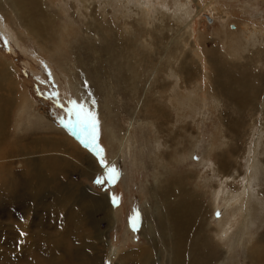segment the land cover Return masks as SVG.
<instances>
[{
  "label": "rangeland",
  "instance_id": "374dc122",
  "mask_svg": "<svg viewBox=\"0 0 264 264\" xmlns=\"http://www.w3.org/2000/svg\"><path fill=\"white\" fill-rule=\"evenodd\" d=\"M64 1L65 4L62 0H51L49 2L50 14H53L58 20L56 18V21L51 23L46 29L47 33L45 35L49 40L46 41L47 49H40L43 53L39 51L34 38L27 34L26 29H24L19 20L15 16H12L13 19L12 17L10 18V16H7L0 10V60L2 59L14 74V78L9 76L4 82H0L2 92L5 95L2 101L7 121L5 136L0 140V264H56L55 259L60 256L61 264H75L76 259L82 256V248L86 247L83 245L82 240L87 241L88 248L92 247V242L95 241L92 234L95 235V231L94 229L90 231L84 225L77 238L74 237L76 235L75 229L73 230L69 219L65 222V210L61 209V207L67 203L68 206L70 202H82L79 191L82 184L90 185L98 193H107L112 203L113 196L116 198L112 211L115 219L112 223H110V217H108L111 211L86 202L81 203L85 207L86 223H96L94 217H99L98 219L101 221L99 220L97 225L100 224V229L105 230V236L107 237V241L110 242V247L116 250L118 254L116 260L111 262V264H135L136 252L142 246L150 248L155 256V264H157L156 257L159 256L162 257L161 264H169V261L164 258L166 257V253L164 255V251L162 253L156 251L154 245L145 238L139 224L141 217L145 213L144 207L150 202L149 195L146 192L147 186L154 184L153 171L149 169V166L153 163L155 153L158 156L161 155L164 159L162 164L169 165L176 173L192 172L193 177L190 179L191 187L193 186L200 195L203 194L204 190L206 191V194H204L206 198H203L204 204L213 206L210 223L214 230L210 232L211 240L217 251L221 247L223 250L229 251L226 260L220 261L219 264H264V255L260 259H256V261L251 260L252 262L248 256L251 252L248 249L249 246L254 245L253 247L256 248L259 243L257 241L258 237L264 233V212L260 211L259 206H257L259 213H256L253 219L255 222L251 225V231L256 234V239L253 238L255 240L250 243L247 233H245L246 236L236 233V229L238 228L236 224L239 225L242 215H234V209L229 207L233 200L227 202L226 196L223 194L227 190L239 193V191L245 188L248 166L245 164V157H243L244 150L241 151L240 157L235 160L236 166L234 168L236 169L233 170V173L229 177L212 172L211 165H208L206 160L211 158L214 152L228 151L227 145H221L223 135L221 136L219 131L223 126L222 120H225L228 115L235 118L237 114H233V111L225 105L220 109H216L207 102L205 107L201 102L195 103L194 110L191 107L186 108L185 106H180L179 108L171 107L170 102L167 100L168 97L166 98L164 94L159 103L154 102L167 112V115L162 118L166 122L163 124V128L160 125L161 120L154 119V126H156L157 131L154 133L155 130L153 129L151 132L146 120H143L144 124L138 121V119H141L140 110L138 111V115L136 114L137 117L139 116L138 119L136 117L137 120L132 125L130 123L132 119L130 113L134 109L140 108L135 101L136 99L131 100L128 98L129 96L127 97L123 93L124 88L129 85V80L119 78L114 73L109 53L104 49V44L107 43L110 37L96 33L97 36L91 38L88 32H83L84 30H88V22L92 20V10L95 9L97 17H103L101 15L102 1L94 0L89 10L85 8L87 4L85 0L82 2L80 0ZM214 2L222 6V9L227 10L228 13L230 12L229 14L235 13V16L232 17L231 15L229 17L230 24L239 26L243 22L250 20L255 22L258 28L264 25V0H214ZM42 3L45 4L44 2ZM64 6L68 9L66 12H64ZM77 8L80 10L78 11ZM107 9L111 10L112 7L108 6ZM210 17L207 16L206 18L203 15L205 22H203L204 25H200V28L201 34L205 39H202L208 42V47H218L221 45V39H223L225 32H223L224 30L219 19L213 15ZM134 19L135 16L130 20ZM15 20L17 21L15 22ZM103 20L122 28L120 26L122 18L116 20L113 18L112 12L105 15ZM152 29L154 30L155 27ZM62 35L63 38L65 37L64 40L61 37ZM229 38L227 39L228 41ZM223 48H225V45ZM223 48L222 46L220 47L221 50ZM260 55H264V52L260 51ZM66 60L71 61L69 66L71 67L74 80L80 87V96L76 88L71 87V72L64 67V61ZM139 65V62L134 63L129 71V78L131 80L136 79L138 82V75L144 77L138 71ZM168 75L169 73L167 72L163 73V77L167 76L172 80ZM57 92L60 94L59 99L64 104V108H61L55 99H49L50 96ZM140 92L138 91L137 95ZM25 93L28 95L30 101L23 107L22 98H24ZM69 99H75L78 102L84 101L88 107H91L97 113L99 118L97 143L102 149V155L105 156L109 165H114L111 162V158L120 150V139L125 136V133L129 134V137L132 138L134 148L132 145H124L122 152L123 160L114 165L119 171V176L111 184L106 182L103 186H98L94 183L98 175H103L102 168L96 175H83L81 170L85 167L83 159L86 155L83 154L82 159L75 161V163L71 160V157H73V160L77 158L74 157V153H79L80 150L84 153L87 151L94 156L96 155L81 143L82 139L87 138L86 132L81 135L80 128H76L74 132L69 127L63 126L70 121L75 123L74 118L67 111L68 108L73 107L68 104ZM92 99L96 101L94 107L91 105ZM198 110L199 112H197ZM221 111L224 112L221 113ZM146 112L147 107H145ZM47 116H52L64 128L61 131V140L67 141L69 147L73 148V151L70 150L68 152L64 146H61L60 149L48 143L49 141L53 142L51 138L59 137L60 131L52 127L51 120ZM109 119L117 121L114 130L117 134L122 133L120 139L112 137ZM241 119H247V116H242ZM252 119H257V122L263 125L264 116L262 114L257 113ZM164 121L162 120V122ZM248 127L251 128V124ZM255 127L256 131L253 139H255L258 132L257 125ZM224 135L227 136L229 140L227 141L228 146L231 147L233 139L225 134V131ZM155 136L159 137L160 146H157ZM47 137L51 138L49 140L44 139ZM248 137L249 135L245 136V139ZM40 140H42L44 145L38 144ZM191 141L195 143L191 144ZM140 143L145 147L144 159L148 168L146 166L143 168L142 153L139 149ZM241 143L242 140L240 141ZM74 145L83 148H79V150ZM214 145V150L210 151V146ZM216 146L218 147L216 148ZM241 147H243V143ZM226 154L228 155L227 152ZM46 155L61 157V164H55L57 162L54 161L52 162L54 163V167H50L49 169L47 168L50 165L38 169L29 167L28 163L30 160L33 161L40 156ZM63 156L67 157L66 162H62ZM172 156L177 157V162H171L173 160ZM180 157L183 158L180 159ZM197 157L198 159H196ZM80 162H83L82 167H80ZM162 164L158 163V170L163 168ZM45 171L48 172L46 176L50 181H48L49 183L41 192L37 176L44 174ZM14 174H17L22 181H25L28 188L23 192H20L22 188L19 189V194L23 198L20 202L18 199L13 200L11 198L13 197L14 190L11 188L12 186H7L11 180L7 176H15ZM220 177L222 180L219 179ZM33 184L37 187L36 189L34 187V190L38 191L36 195L32 194L33 190L29 187V185ZM72 186L74 187L73 189ZM66 191L70 193V199L63 197ZM55 199L59 201L58 207ZM40 200H43L41 204H39ZM62 200L63 203L61 204ZM245 206L248 207V202ZM226 207H229L228 211L232 214L231 216L227 214L229 221L225 224L226 227L224 225L221 231L217 232L216 226L224 211L226 212ZM240 212L243 213L242 210ZM24 217H28L25 223L23 221ZM256 221L258 224H256ZM233 223L235 224L233 225ZM134 224L135 227H133ZM231 228L233 229L232 232ZM226 232L228 233L226 234ZM228 236H231V238L229 239ZM28 245L31 247L30 249ZM91 247L88 251L95 253L96 249ZM106 249L108 251V248ZM35 252L36 254L38 252L41 253H38L39 257Z\"/></svg>",
  "mask_w": 264,
  "mask_h": 264
},
{
  "label": "bare ground",
  "instance_id": "6f19581e",
  "mask_svg": "<svg viewBox=\"0 0 264 264\" xmlns=\"http://www.w3.org/2000/svg\"><path fill=\"white\" fill-rule=\"evenodd\" d=\"M50 1L51 0H0V10L7 16H10V18L15 16L19 20L24 29H26L27 34L34 38L40 52L42 51L40 49H47L46 41L49 39L45 35V33H47L46 29L51 23L55 22L57 18L53 14H50ZM62 1L65 4V1ZM82 1L83 0H80V2ZM85 1L87 3L85 8L89 10L94 0ZM100 1H102L101 15H103V17H97L95 9L92 10V20L88 22V30H84L83 32H88L91 38L97 36L96 33L108 35L110 37L107 43L104 44V49L109 53L110 60L113 63L114 73L119 78L129 80V85L124 88L123 93H125L127 97L129 96L128 98L131 100L136 99L135 101L140 108H136V110L134 109V111L130 113L132 115V119L130 120L132 125L134 121L138 119L139 116L137 117V115L140 110L141 119H138V121L143 123V120H146L151 132L153 129L155 130L154 133L157 131L156 126H154V119L161 120L160 125L163 128V124L166 122L162 118L167 115V112L154 102L159 103L160 99L164 97V94L166 98L168 97L167 100L170 102L171 107L179 108L180 106H185L186 108L191 107L194 110L195 103L201 102L205 107L207 102L216 109H220L225 105L233 111V114H237L235 118L229 115L227 118L224 117L225 120H222L223 126L219 131L221 136L223 135L222 138L220 137L223 139L221 145H227L228 151H224L222 147V152H214L211 155L212 157L210 156L211 158L208 157L209 159L206 160L207 164L211 165L212 172H217L218 175L222 174L229 177V175L231 176L233 173V170L236 169L234 168L236 166L235 160L240 157L241 151L244 150L243 157H245V164L248 166L245 188L239 191V193H233L231 190H227L224 191L223 194L226 196L225 199L227 202L233 200L229 207L234 209V215H242L239 225L236 224L238 226L236 233L244 235L247 233L249 242H253L256 239V234L252 233L251 225L255 222L253 219L256 213H259V211H257V206H259L260 211L264 212V121L262 123L263 125H261L257 122V119H252L257 113L264 116V55H260V51L264 52V25L258 28L257 24L250 20L243 22V24L239 26L230 24L229 17H231V15L232 17L235 16V13L229 14L230 12L228 13L227 10L222 9L223 7L219 6L214 0ZM108 6L112 7V9H107ZM63 9L64 12L68 10L67 7ZM77 10L79 11L80 9L77 8ZM228 11L230 10L228 9ZM109 12H112L113 18L116 20L122 18L120 23L122 28L104 22L103 18ZM203 15H205L206 18L211 15L216 16L223 27V32H225V34L223 39H221V45L218 47H208V42L204 40L205 38L201 34L200 25H204L203 22H205ZM133 16H135V19L130 20ZM16 21L17 20H15V22ZM153 27H155L154 30L152 29ZM61 37L63 38V35ZM228 38L229 41L227 40ZM224 45L225 48H223ZM221 46L223 48L222 50L220 49ZM70 60L64 61V67L71 72L70 82L72 86L69 85L76 88L80 96V87L74 80L71 67L69 66ZM136 62L140 63L138 71L141 75H144V77L137 76L139 82L136 79L131 80L129 78L131 66ZM165 72L169 73L168 76L171 77L172 80L167 76L163 77V73ZM9 76L14 78L13 72L1 59L0 82H4ZM138 91L141 92L137 95ZM4 97L5 95L2 92L0 84V140L5 136L7 124L5 119V107L2 101ZM29 101L28 95L25 93L24 98H22L23 107H25ZM145 107H147L146 113ZM149 110H151V112H149ZM197 112H199V110ZM223 112L224 111H221V113ZM228 113L226 112V114ZM242 116H247V119H241ZM47 118L51 120L52 127L60 131L59 137H50L53 142L49 141L48 143L60 149L61 146H64L68 152L70 150L73 151V148L69 147L67 141L61 140V131L63 127L53 119L52 116H47ZM162 120L164 122H162ZM116 124L117 121L109 119V128L112 137L120 139L122 133H116L114 130ZM249 124H251V128L248 127ZM255 125H257L258 132L255 139H253V135L256 131ZM224 131L225 134L233 139L231 147L228 146L229 144L227 141L229 140L227 136L224 135ZM247 135H249V137L245 139ZM50 138L47 137L44 139L49 140ZM158 138V136H155L157 146H160L161 143ZM241 140L243 147H241L242 143L240 144ZM120 141V150L111 158V162L114 165L123 160L122 152L124 145L128 144L129 146H133L132 138L129 137V134L125 133V136H123ZM71 142L73 141L71 140ZM192 143L195 142L191 141V144ZM38 144L44 145L42 140H40ZM75 147L78 149L83 148L78 146ZM217 147L218 146H216V148ZM213 148H215V145L210 146V151L214 150ZM139 149L142 153L143 168H145V166L148 168L144 159V145L140 143ZM76 154L74 153V157H77L75 160L71 157L73 163L82 159L83 154L86 155L83 159L85 167L81 170L83 175L87 174L93 176L100 172V164L97 157L92 153L87 151L84 153L80 150L79 153ZM172 158L174 160L171 161L172 163L177 162L176 156H172ZM181 158L183 157H180V159ZM66 159L67 157L63 156L62 162H66ZM54 161L57 162L55 164L60 165L61 157L57 155L40 156L33 161L30 160L28 165L30 168L34 167L35 169L50 165L47 168L49 169L50 167H54V163H52ZM163 161L164 159L161 155L158 156V154L155 153L153 163L149 166V169L153 171L154 184L147 186L146 193L149 195L150 202L144 207L145 213L139 222L140 229L145 235V238L154 245L158 253H162V251H164V255L166 253V257L164 258L169 261V264H217L218 260L219 264L220 261L226 260L229 251L226 249L223 250L222 247L217 251L211 240L210 232L214 230L210 223L213 206L211 207V205L208 206L206 203L204 204L203 198H206V196H204L206 191L204 190V192H202L203 194L200 195L193 186L191 187L190 179L193 177L192 172L176 173L169 165L166 166L162 164ZM83 162H80V167L83 166ZM159 162L163 165L161 170H158ZM46 171L44 174L37 176V178H39L38 185L41 187V192L49 183L48 181H50L46 176V173H48ZM7 177L11 178L7 186H12L11 188L14 190L12 194L13 197L11 198H13V200L18 199L20 202L23 198H21L19 194V189L22 188L20 192L28 189L26 182L22 181L17 174L11 177L8 175ZM219 179H221V177ZM29 187L33 190L32 194L36 195L38 191L34 190L35 185H29ZM36 188L37 187H35V189ZM73 188L72 186V189ZM75 189L77 188L75 187ZM79 191L81 193L80 198L82 202H70L68 206L67 203L65 206L61 207V209L65 210V222H67L68 219L70 220L73 230L75 229L76 235L74 234V237L76 238L77 235L81 233L84 225H86L90 231L94 229L95 235L92 234V236L97 242H92L93 246L90 247L96 249V252L91 253L88 251L90 247L88 248L87 241L82 240L83 245L86 247L82 248V256L76 259L75 264H111V262L116 260L118 254L116 250L110 247V242L107 241V237L105 236V230L100 229V224L97 225V222L100 220L98 219L99 217H94L96 223H86V211L81 203L86 202L90 205L111 211L110 214L108 213L110 215L108 216L110 217V223L115 219L114 213L112 212L113 203L109 199L107 193H98L88 184H82ZM216 196L217 193L215 195V201ZM63 197L65 199H70V193L66 191ZM42 201L40 200L39 204H41ZM55 202L58 207V199H55ZM247 202L248 207L245 206ZM62 203L63 200L61 201V204ZM229 207H226V212L224 211L221 219L218 221L216 226L217 232H220L222 227L229 221L227 214L230 216L232 214L228 211ZM240 210H242L243 213H241ZM27 220L28 217H24V223ZM234 224L235 223H233V225ZM256 224H258V222ZM232 231L233 229L231 232ZM227 233L228 232H226V234ZM230 238L231 236L229 239ZM253 238L255 239L253 240ZM257 241L259 243L256 248L253 247L254 245H250L248 248L251 250L250 254H248L250 261H256V259H260L264 255V233L258 237ZM158 244H160V246H158ZM30 248L29 246V249ZM106 248H108V251H106ZM38 253L36 254L37 256ZM161 259V256L156 257L157 264H161ZM134 262L135 264H155V256L149 247L142 246L136 252ZM55 263L61 264V256L55 259Z\"/></svg>",
  "mask_w": 264,
  "mask_h": 264
},
{
  "label": "snow or ice",
  "instance_id": "6c2138e0",
  "mask_svg": "<svg viewBox=\"0 0 264 264\" xmlns=\"http://www.w3.org/2000/svg\"><path fill=\"white\" fill-rule=\"evenodd\" d=\"M50 75V73H49ZM87 86V85H85ZM59 93H55L50 96L49 99H55L58 105L61 108H64V104L60 102ZM68 104L73 107L68 108L67 111L74 118L75 123L71 121L68 124L63 125L64 127H69L72 131L75 132L76 128L81 129V135L86 132L87 138L82 139L81 143L90 151H92L96 157H98V162L103 169V175H98L94 183L98 186H103L106 182L111 184L115 181L119 176V171L114 165H109L105 156L102 155V149L99 147L97 143V130L99 127V118L95 111L92 108L88 107V105L84 101H77L75 99H69ZM96 104L95 99L91 100V105L94 107ZM198 159V157L196 158ZM113 203H116V198L113 196ZM135 227V224L133 225Z\"/></svg>",
  "mask_w": 264,
  "mask_h": 264
}]
</instances>
